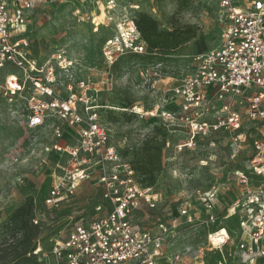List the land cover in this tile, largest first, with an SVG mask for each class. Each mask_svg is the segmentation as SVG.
<instances>
[{"label": "built area", "instance_id": "obj_1", "mask_svg": "<svg viewBox=\"0 0 264 264\" xmlns=\"http://www.w3.org/2000/svg\"><path fill=\"white\" fill-rule=\"evenodd\" d=\"M42 1L55 0H0V70L5 71L0 99L9 105L18 97L25 101L29 129L53 118L70 130L68 140H75L71 147L64 148L57 141L52 146L56 152L66 151L69 160L66 166L57 165L60 173L53 176L43 204L60 207L93 174L97 175L100 199L94 207L96 215L74 224L65 239L53 242L49 254L37 245L33 255L39 256L38 262L206 264L208 254L217 253L215 264H264V0H250L243 7L235 5L237 0H218L225 19L220 44L195 53L189 71L167 90L179 101L181 120L187 116L189 142L198 135L220 131L233 133L234 142L245 139L241 133L244 116L252 127L262 125L260 134L252 138L246 171H235L225 182L184 197L179 217L188 225L197 222L209 230L206 248L181 251L170 250L180 224L176 219H157L154 233L133 223L135 213L143 208L155 210L160 196L151 186L138 183L133 168L109 143V131L100 118L103 107L90 95L89 81L73 77V60L60 51L46 62L31 55L23 34L30 11ZM94 3L98 11L92 20L95 31L101 26L114 29L102 44V58L108 65L125 55L147 54L134 24L141 12L138 4L129 0ZM161 72L162 63L155 64L150 75L153 84ZM59 76L64 91L58 89ZM250 89L254 92L249 93ZM212 103L221 104L213 121L188 118L196 111L209 114ZM239 106H244V113ZM53 133L57 140L62 138L60 127H54ZM249 175L255 181L251 182ZM235 216L237 232L232 237L231 229L222 224ZM33 223L36 225L37 219Z\"/></svg>", "mask_w": 264, "mask_h": 264}, {"label": "rangeland", "instance_id": "obj_2", "mask_svg": "<svg viewBox=\"0 0 264 264\" xmlns=\"http://www.w3.org/2000/svg\"><path fill=\"white\" fill-rule=\"evenodd\" d=\"M250 0H237L243 7ZM140 6L141 12L153 17L160 29L192 24L196 36L172 55L157 59L133 58L125 55L113 65L102 58V44L114 32L113 27L94 29L92 20L98 15L94 0H55L36 2L29 13L26 32L31 55L39 62L50 60L56 52H63L74 62L73 77L87 79L90 95L100 109L101 122L109 131V143L123 162L135 171L141 186H151L160 196L155 210L135 213L133 223L152 233L157 219L177 220L171 251L185 248H206L209 228L195 223L188 225L179 217V207L188 194L202 193L211 186L232 178L235 171H246L253 136L260 134L262 125L252 127L244 116L241 133L245 139L233 141V133L220 131L207 136L198 135L190 141L186 124L181 120L179 101L167 91L190 69L191 57L201 49L220 44L225 19L218 0H190L180 8L177 0H129ZM78 11V12H77ZM129 15L133 14L126 5ZM98 19L96 21H100ZM162 63L160 79L153 84L151 71ZM4 70H0V85ZM176 80V81H175ZM63 77H58V89ZM254 92L250 89L249 93ZM238 101V98L234 99ZM220 103H212L209 114L198 111L190 120L213 121ZM235 109H237L235 107ZM244 113V106L238 107ZM163 114H169V117ZM25 101L20 97L9 105L0 99V250L6 237L9 215L27 198L36 200L35 216L38 239L43 251L49 254L55 240L65 239L74 224L90 220L100 199L97 175L82 181L75 194L58 208L42 203L59 166H66V151L56 152L57 142L64 147L75 145L68 140L70 130L57 119H49L42 126H26ZM130 118V122H126ZM54 127H60L62 138L56 139ZM71 137V136H70ZM189 146H184V144ZM183 145L184 147H182ZM250 181L255 178L249 175ZM229 234L237 232V217L224 224ZM212 227H210L211 229ZM217 253H209L206 264H215ZM0 264H5L0 262Z\"/></svg>", "mask_w": 264, "mask_h": 264}, {"label": "trees", "instance_id": "obj_3", "mask_svg": "<svg viewBox=\"0 0 264 264\" xmlns=\"http://www.w3.org/2000/svg\"><path fill=\"white\" fill-rule=\"evenodd\" d=\"M177 1L180 8L186 7L190 2V0ZM134 24L146 44L147 54L144 56H130V58H144L146 56L148 59L159 60L158 57L172 55L196 36L195 25L182 24L164 30L159 28L153 17L143 12L135 16ZM203 51L205 49H201L196 53ZM126 122H130V118H127ZM35 208L36 200L27 198L20 207L9 215L6 223L4 246L0 250V262L5 264H43L38 262L39 256L33 255V251L38 244L43 251L41 242L38 239V226L33 223Z\"/></svg>", "mask_w": 264, "mask_h": 264}, {"label": "bare ground", "instance_id": "obj_4", "mask_svg": "<svg viewBox=\"0 0 264 264\" xmlns=\"http://www.w3.org/2000/svg\"><path fill=\"white\" fill-rule=\"evenodd\" d=\"M184 146H186V145H184Z\"/></svg>", "mask_w": 264, "mask_h": 264}]
</instances>
